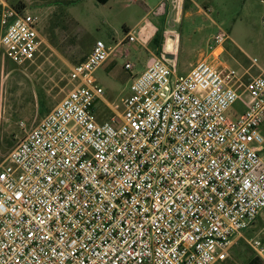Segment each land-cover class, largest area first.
Segmentation results:
<instances>
[{
	"label": "built area",
	"instance_id": "built-area-1",
	"mask_svg": "<svg viewBox=\"0 0 264 264\" xmlns=\"http://www.w3.org/2000/svg\"><path fill=\"white\" fill-rule=\"evenodd\" d=\"M184 1L152 14L177 22ZM228 40L219 31L187 74L154 56L113 103L96 72L119 44L96 41L0 165V264H225L264 211V73L245 82ZM45 46L38 18L0 0V59L25 66ZM248 243L264 257L263 239Z\"/></svg>",
	"mask_w": 264,
	"mask_h": 264
},
{
	"label": "rangeland",
	"instance_id": "rangeland-1",
	"mask_svg": "<svg viewBox=\"0 0 264 264\" xmlns=\"http://www.w3.org/2000/svg\"><path fill=\"white\" fill-rule=\"evenodd\" d=\"M161 1L9 0L38 18L46 46L41 57L25 66L0 59V165L26 132L69 92L71 67L84 60L98 40L114 47L130 31L137 38L119 47L96 72L109 103L130 96L133 76L146 70L148 56L141 44L161 57L169 34L177 35L178 74L192 70L219 31L229 36L223 60L230 67L240 75L251 66L252 75L264 72V0H185L179 20L171 23L170 16L152 14ZM127 63L134 66L132 71L126 69ZM233 109L243 111L242 101ZM96 115L100 122L110 115L104 103H98ZM22 121L25 128L20 126ZM243 234L247 239L264 240V211Z\"/></svg>",
	"mask_w": 264,
	"mask_h": 264
},
{
	"label": "crops",
	"instance_id": "crops-1",
	"mask_svg": "<svg viewBox=\"0 0 264 264\" xmlns=\"http://www.w3.org/2000/svg\"><path fill=\"white\" fill-rule=\"evenodd\" d=\"M7 2L9 3V0H7ZM9 4H10V3H9ZM21 4H22V3H21ZM10 5H11V4H10ZM12 6H13V5H12ZM14 7H15V6H14ZM124 38H125V37H124ZM124 38H122V39L120 40L119 43H121V42L124 40ZM151 41H152V36H151L150 39L147 40V42L150 43ZM119 43H117L116 45H118ZM148 43H146V44H148ZM116 45H115V46H116ZM141 45H142V47H143V48L146 50V52H147V56H148L147 65H148V63L152 60V58H153L154 56H157V55H155V53L153 52L154 50H153L151 47L145 45V43H144V44H141ZM121 46H124V45L119 44V45L117 46L116 50H117L119 47H121ZM224 50H225V49H224ZM125 52L128 54V51H125ZM126 53H125V54H126ZM162 53H163V52H162ZM153 55H154V56H153ZM161 55H162V54H161ZM159 56H160V55H159ZM251 70H252V66L249 67V68H247V69H245V71L243 72L242 75H244V78H243V79H244L245 82H248V81H250L251 79H253V78L259 76V75L262 74V73H264L263 71L260 70V73H259V74H257V75H252V74H251ZM138 74H140V73H136L135 75H138ZM133 77H134V76H133ZM248 77H249V78H248ZM244 111H245V107H244V110L241 111V112H237V111H235L234 109H232V110L230 111V113H232V114H230V116H232V117L238 116V115L242 114ZM263 127H264V124L261 126L260 131H261L262 134L264 135ZM249 229H250V228H249ZM241 240H244L245 243H242ZM248 241H250V239H247V238L245 237V235L243 234V236H242L241 238H239V239L235 242L234 246L232 247V249H231V251H230L229 257H228L227 261L225 262V264H264V257H261V256L257 255V254L252 250V248L248 245V244H249Z\"/></svg>",
	"mask_w": 264,
	"mask_h": 264
},
{
	"label": "water",
	"instance_id": "water-1",
	"mask_svg": "<svg viewBox=\"0 0 264 264\" xmlns=\"http://www.w3.org/2000/svg\"><path fill=\"white\" fill-rule=\"evenodd\" d=\"M176 43H177V35L169 34L167 36L164 58L166 60H175L176 58Z\"/></svg>",
	"mask_w": 264,
	"mask_h": 264
},
{
	"label": "trees",
	"instance_id": "trees-1",
	"mask_svg": "<svg viewBox=\"0 0 264 264\" xmlns=\"http://www.w3.org/2000/svg\"><path fill=\"white\" fill-rule=\"evenodd\" d=\"M96 1L99 2V3H101V4H106V3H108L110 0H96ZM154 41H155V42H158L157 39H155ZM162 52H163V50H161V52L159 51L158 54L161 55Z\"/></svg>",
	"mask_w": 264,
	"mask_h": 264
}]
</instances>
